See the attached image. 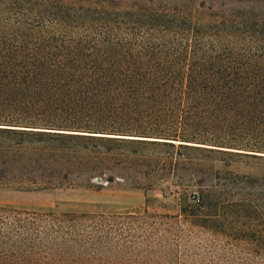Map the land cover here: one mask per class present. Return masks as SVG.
Listing matches in <instances>:
<instances>
[{
  "label": "trees",
  "instance_id": "1",
  "mask_svg": "<svg viewBox=\"0 0 264 264\" xmlns=\"http://www.w3.org/2000/svg\"><path fill=\"white\" fill-rule=\"evenodd\" d=\"M113 184L145 208L0 206V264H150L181 221L264 222V0H0V188Z\"/></svg>",
  "mask_w": 264,
  "mask_h": 264
},
{
  "label": "rangeland",
  "instance_id": "2",
  "mask_svg": "<svg viewBox=\"0 0 264 264\" xmlns=\"http://www.w3.org/2000/svg\"><path fill=\"white\" fill-rule=\"evenodd\" d=\"M239 1V0H236ZM250 1V0H244ZM236 6L239 7V4ZM218 169L220 163L214 164ZM226 171L233 174H256L255 167L239 162ZM207 183L212 184L213 176H201ZM194 179H197L196 177ZM100 183L101 181L98 180ZM172 184V183H171ZM171 190H175L174 187ZM158 199L155 210L161 214L178 215L180 198L163 194L160 190L154 192ZM0 206L22 207L30 210L52 209L57 212H132L142 210L146 206V198L140 191L129 190L126 186L113 184L100 189L56 190L51 192H24L0 188ZM183 220V219H181ZM231 227L238 229L239 239H227L214 233L192 226L186 221L175 225V241L166 242L151 253H139L132 261L149 262L150 264H257L260 259L255 253L264 252V246L256 247L242 242L245 237L264 238V222L262 219H233ZM173 238V237H172ZM247 241V240H243ZM146 255L149 256L147 260ZM264 264V261L261 263Z\"/></svg>",
  "mask_w": 264,
  "mask_h": 264
}]
</instances>
